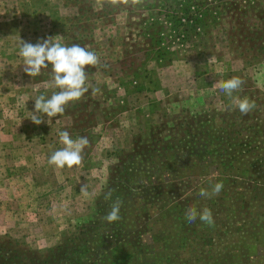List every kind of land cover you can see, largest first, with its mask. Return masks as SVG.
<instances>
[{
	"label": "rangeland",
	"instance_id": "rangeland-1",
	"mask_svg": "<svg viewBox=\"0 0 264 264\" xmlns=\"http://www.w3.org/2000/svg\"><path fill=\"white\" fill-rule=\"evenodd\" d=\"M176 1L0 0V127L13 136L0 168L17 175L0 190V264H30L27 250L45 256L69 238L87 264H264V0H197L200 31L184 51L157 35ZM47 36L99 63L79 101L35 125V98L59 89L47 87L51 65L23 72L18 42ZM231 77L244 82L232 97L255 102L247 115L220 90ZM63 130L89 141L80 166L48 163ZM218 181L219 195L198 194ZM193 205L214 223L189 222Z\"/></svg>",
	"mask_w": 264,
	"mask_h": 264
},
{
	"label": "clouds",
	"instance_id": "clouds-1",
	"mask_svg": "<svg viewBox=\"0 0 264 264\" xmlns=\"http://www.w3.org/2000/svg\"><path fill=\"white\" fill-rule=\"evenodd\" d=\"M104 2L113 6L120 4L135 6L141 4L143 0H96V6L102 7ZM17 54L23 58V72L31 78L39 76L42 69L51 65V81L47 87L59 89V91H53L50 97L41 94L35 98L34 111L29 117L35 125L45 122L44 114L48 119L56 117L65 112V106L69 102L79 101L91 87L88 83L86 68L95 67L99 63V57L95 52L79 44L64 45L52 36L39 38L35 44L21 39L18 42ZM243 83L240 77H231L223 81L219 87L227 96L232 97V93L240 89ZM92 91L95 94L100 89L92 88ZM232 105L244 115L255 108V102L247 97H232ZM58 136L59 142L64 147L53 152L48 158V163L59 169L65 166L69 169L80 166L83 160L82 152L89 144L87 137L82 136L74 140L67 130L59 131ZM223 187V183L218 181L212 186L211 192L201 188L198 194L201 197L210 198L212 195H219ZM110 196L109 192L105 195V199H109ZM121 206V201H114L104 220L109 224L118 221L121 218ZM185 215L189 222H194L199 216L203 223L209 225L214 223L212 211L207 207L198 212L194 205L190 206Z\"/></svg>",
	"mask_w": 264,
	"mask_h": 264
},
{
	"label": "built area",
	"instance_id": "built-area-1",
	"mask_svg": "<svg viewBox=\"0 0 264 264\" xmlns=\"http://www.w3.org/2000/svg\"><path fill=\"white\" fill-rule=\"evenodd\" d=\"M200 6L197 0H177L173 7L168 6L163 10L157 31L162 46L178 51L188 47L191 36L200 31Z\"/></svg>",
	"mask_w": 264,
	"mask_h": 264
},
{
	"label": "trees",
	"instance_id": "trees-1",
	"mask_svg": "<svg viewBox=\"0 0 264 264\" xmlns=\"http://www.w3.org/2000/svg\"><path fill=\"white\" fill-rule=\"evenodd\" d=\"M27 251L33 256L28 258L30 264H63L64 261L68 264H87L91 256L87 246L79 247L70 238L49 249L45 256H37L34 252Z\"/></svg>",
	"mask_w": 264,
	"mask_h": 264
},
{
	"label": "crops",
	"instance_id": "crops-1",
	"mask_svg": "<svg viewBox=\"0 0 264 264\" xmlns=\"http://www.w3.org/2000/svg\"><path fill=\"white\" fill-rule=\"evenodd\" d=\"M13 124L9 125V128L12 130L13 129ZM1 129V133H5V137L4 140L0 138V143H4L5 146L10 145V142L13 140V136H12V132H10V130H8V126L6 127H0ZM5 159L8 158H12V155L9 154V151H7V149L5 150ZM8 157V158H7ZM13 160V159H12ZM15 178H17V175H15V172H13L11 169L8 168V166L6 165L5 168H0V190L2 189H6L9 191H13L15 188Z\"/></svg>",
	"mask_w": 264,
	"mask_h": 264
}]
</instances>
